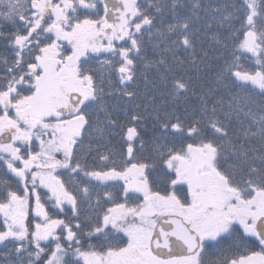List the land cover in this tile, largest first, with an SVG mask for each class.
Wrapping results in <instances>:
<instances>
[{"label":"snow or ice","instance_id":"obj_1","mask_svg":"<svg viewBox=\"0 0 264 264\" xmlns=\"http://www.w3.org/2000/svg\"><path fill=\"white\" fill-rule=\"evenodd\" d=\"M0 264H264V0H0Z\"/></svg>","mask_w":264,"mask_h":264}]
</instances>
